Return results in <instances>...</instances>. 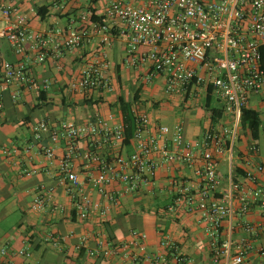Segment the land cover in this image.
<instances>
[{
  "label": "crops",
  "instance_id": "obj_1",
  "mask_svg": "<svg viewBox=\"0 0 264 264\" xmlns=\"http://www.w3.org/2000/svg\"><path fill=\"white\" fill-rule=\"evenodd\" d=\"M104 2L14 0L32 33L44 34L59 29L61 34L52 35L60 46L55 51L48 50L41 62L35 60L36 51L30 47L31 41L24 44L21 54H15L8 42L0 39V58L21 61L30 78L20 84L0 86V245L12 253L13 264H125L127 260L122 254L90 256L86 249L101 250L126 243L133 229L145 233L148 256L166 252L161 244L166 239L186 255L189 264H232L234 244L243 239L248 245L246 256L250 262L264 264L262 209L253 203L247 212L239 213L238 193L229 191L231 181L251 189L244 177L247 170L254 171L257 181L264 183V169L262 172L256 170L257 165H264V95H251L246 105L260 113L257 139H252L246 130H239L232 155L224 154L217 162L220 181L211 198L229 203L234 210L230 217L221 221L218 235L219 240L229 239L232 247L217 263L212 260L210 236L198 211L188 210L182 202L175 203L174 200L177 185L173 182L180 184V181L194 179L185 161L159 162L153 182L141 185L131 194L121 193V185L116 181L104 185L105 191L117 197L116 203H110L91 182L97 174V166L93 161L86 166L84 152L88 150V141L79 140L69 166L78 175L79 191L88 193L97 201L98 207L91 209L84 220L74 215V203L62 182L63 173L59 167L65 142L59 139L51 143L48 132H43L35 141L30 130L33 123L45 120L53 126L66 119L88 123L100 117L111 127L122 122L116 104L120 96L130 104L132 111L146 113V135L154 134L160 124L170 129L180 125L183 140L194 143L200 141L206 129L217 127V124H211L206 109L207 90L204 87L191 85L186 92L167 91L162 74L148 76L151 68L148 61L130 63L127 60L126 41L120 33L119 22L110 23L107 32L110 40L104 48L99 43L100 35L93 33L77 46L66 48L62 45L66 29L79 23L78 14L87 9L99 12ZM38 9L42 15L38 14ZM2 24L0 15V26ZM98 60L105 62L102 72L111 90H72L69 83L78 76L81 68ZM211 97V104L220 106L212 93ZM226 119L223 117L224 121ZM48 144L53 147L51 160L41 149ZM92 144L89 147L96 149L106 160L118 153L128 155L133 149V144L127 149L115 142L103 143L100 135L92 137ZM171 144L170 130L165 140L166 148L170 149ZM251 145L256 147L254 151L250 149ZM155 158L160 161V157ZM31 168L35 172L25 175L24 171ZM38 195L44 206L32 210L30 204ZM81 239H86L87 248L78 247ZM26 247L31 252L29 257L14 254L16 249ZM170 257L168 254L167 264H174ZM132 264L147 262L139 259Z\"/></svg>",
  "mask_w": 264,
  "mask_h": 264
},
{
  "label": "built area",
  "instance_id": "obj_2",
  "mask_svg": "<svg viewBox=\"0 0 264 264\" xmlns=\"http://www.w3.org/2000/svg\"><path fill=\"white\" fill-rule=\"evenodd\" d=\"M0 15L3 19L0 39H5L15 54H21L24 44L31 41L30 47L36 51L35 60L41 62L48 50L59 48L60 43L55 42L52 35H60L61 31L32 33L14 0H0ZM78 20L76 26H69L63 33L61 43L64 47L77 46L93 33L100 35L99 43L104 48L110 40L107 34L110 23L119 22L120 33L126 41V58L130 63L148 61L151 67L148 76L162 74L167 91L186 92L191 85L205 90L210 88L220 102L221 117L216 122L217 127L206 129L200 141L190 143L183 140L180 125L170 129L160 124L154 134L146 135L144 127L148 124V116L131 110L135 120L132 152L128 155L118 153L109 160L102 159L96 149L89 147L93 145L92 137L100 135L103 143L115 142L122 146V122L110 127L104 119L96 117L95 121L88 123L67 119L53 126L45 120L33 123L30 130L35 141L43 132H48L51 143L59 139L65 142L59 167L63 173L62 182L74 203V215L84 220L91 209L98 207L97 201L92 200L88 193L79 191L78 175L69 166L79 140L88 141V150L84 152L86 166L90 161L97 166V174L91 182L110 203H116L117 197L105 191L104 185L116 181L121 185V193L131 194L141 185L153 182L159 162L185 161L194 179L180 181V184L173 182L177 185L174 200L175 203L182 202L188 210L198 211L210 236L212 260L217 263L232 247L229 239L219 240L218 235L221 221L230 217L234 210L229 203L211 198V193L220 181L218 160L224 154L232 155L233 142L240 130L241 109L247 105L251 95H264V0H105L99 12L96 9L81 11ZM52 42L55 43L50 48ZM104 66L103 60L84 65L69 87L74 91H110L111 85L102 72ZM27 81L30 78L24 63L0 58L1 87ZM223 117H227L226 121ZM170 130L172 144L167 149L165 140ZM41 149L47 159L53 158L51 144L41 146ZM250 149L254 151L256 147L251 145ZM155 157H160V161ZM263 169L264 165L256 166L257 172ZM34 172V168L24 171L25 175ZM244 177L251 189L239 182L229 183L231 194L238 193V212L243 214L257 203L264 216V183H259L256 173L251 170L245 171ZM43 206L39 195L30 204L32 210H40ZM129 235L126 243L113 244L101 250L87 248L86 239H81L78 247L87 248L90 256L122 254L127 260L125 264L139 259L147 264H167L168 254L174 264H189L186 255L173 242L162 240L166 252L148 256L145 233L132 229ZM247 249L243 239L237 241L232 264H253L246 256ZM14 252L25 258L31 254L27 247ZM11 256L12 253L0 245V257H3L0 264H13Z\"/></svg>",
  "mask_w": 264,
  "mask_h": 264
},
{
  "label": "trees",
  "instance_id": "obj_3",
  "mask_svg": "<svg viewBox=\"0 0 264 264\" xmlns=\"http://www.w3.org/2000/svg\"><path fill=\"white\" fill-rule=\"evenodd\" d=\"M38 14L42 15L38 9ZM211 90L207 88L206 92V109L209 111V118L212 125H215L221 117V108L218 105L211 104ZM116 104L122 116L123 139L122 145L127 149L130 147L131 138L135 129V120L130 109V104L120 96L116 100ZM260 113L247 106L241 109L240 130H246L252 139H257L260 125Z\"/></svg>",
  "mask_w": 264,
  "mask_h": 264
},
{
  "label": "rangeland",
  "instance_id": "obj_4",
  "mask_svg": "<svg viewBox=\"0 0 264 264\" xmlns=\"http://www.w3.org/2000/svg\"><path fill=\"white\" fill-rule=\"evenodd\" d=\"M214 98H215V97H214ZM215 100H216V99H213V101H212V102H215ZM262 115H264V114H262Z\"/></svg>",
  "mask_w": 264,
  "mask_h": 264
}]
</instances>
